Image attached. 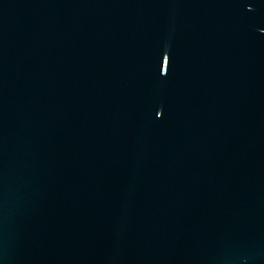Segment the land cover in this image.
Masks as SVG:
<instances>
[{
	"label": "water",
	"instance_id": "1",
	"mask_svg": "<svg viewBox=\"0 0 264 264\" xmlns=\"http://www.w3.org/2000/svg\"><path fill=\"white\" fill-rule=\"evenodd\" d=\"M0 264H264V0H0Z\"/></svg>",
	"mask_w": 264,
	"mask_h": 264
}]
</instances>
